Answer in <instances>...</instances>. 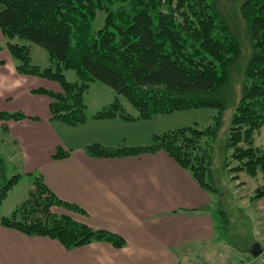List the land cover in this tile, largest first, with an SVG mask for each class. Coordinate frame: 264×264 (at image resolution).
Here are the masks:
<instances>
[{"label": "trees", "instance_id": "16d2710c", "mask_svg": "<svg viewBox=\"0 0 264 264\" xmlns=\"http://www.w3.org/2000/svg\"><path fill=\"white\" fill-rule=\"evenodd\" d=\"M239 11L251 55L241 83V98L228 122L227 102L220 96L230 84L242 50L218 0H0V32L19 74L59 83L61 92L39 88L33 93L49 96L51 119L68 126L88 122L83 95L94 83L125 97L138 114L134 118L116 100L94 114V120L119 117L149 121L182 111H216L213 124L206 128L165 131L143 146L107 148L92 144L85 148L87 155L95 158L165 152L203 190L214 194L219 192L212 180L214 143L225 125L226 148L236 163L230 170L250 177L262 174L264 182V148L256 145L264 128V0H244ZM100 14L104 15V25L96 31L93 24ZM15 39L20 42H13ZM28 43L45 49L52 65L44 69L34 65ZM64 70H74L78 82L68 81ZM26 118L23 113H0L1 141H6L7 122ZM70 155V150L58 147L53 159ZM26 175L33 187L10 215L0 217L2 226L27 236L56 240L67 250L95 242L125 246L118 234L93 229L57 213L59 208L84 211L59 199L42 175ZM21 178L20 173L8 177L7 162L0 154V205ZM232 179L239 181L240 177ZM263 197L264 184L250 201L255 203ZM219 215L228 225L223 209ZM227 225L223 229L229 230Z\"/></svg>", "mask_w": 264, "mask_h": 264}, {"label": "crops", "instance_id": "0c3cea01", "mask_svg": "<svg viewBox=\"0 0 264 264\" xmlns=\"http://www.w3.org/2000/svg\"><path fill=\"white\" fill-rule=\"evenodd\" d=\"M5 43L0 32V113H23L27 118L6 123V141L22 178L0 205V217L10 215L26 200L33 187L26 174L34 172L43 176L59 199L84 211L59 208L57 213L118 234L126 244L115 248L95 242L67 250L56 240L27 236L0 224V264H200L201 259L194 258L197 248L207 262L218 241L213 194L203 190L189 172L162 151L120 158H95L85 151L90 144L143 146L165 131L119 117L94 120V114L116 100L120 102L113 90L100 83L92 85L99 93L100 107L89 115L87 111L88 121H94L69 127L52 120L51 98L33 91L44 88L56 92L60 88L49 80L19 74ZM87 132L89 140H80ZM6 141L0 139V145ZM58 147L70 150V157L53 159ZM255 203L264 224V197ZM227 255L230 263L235 262L233 253ZM236 264L252 263L238 259Z\"/></svg>", "mask_w": 264, "mask_h": 264}, {"label": "rangeland", "instance_id": "374dc122", "mask_svg": "<svg viewBox=\"0 0 264 264\" xmlns=\"http://www.w3.org/2000/svg\"><path fill=\"white\" fill-rule=\"evenodd\" d=\"M243 1L244 0H218V5L222 12V15L225 21L231 27L233 33L239 41L242 50L241 56L233 68L230 84L225 90H223L220 96L223 100L227 102V108L225 112L226 122L230 120V116L234 113L235 108L241 98V83L244 78V73L251 55V48L247 35L246 24L242 19L239 11L240 4ZM103 25L104 15L100 14L93 24L94 30L97 31L101 29ZM13 42H20V40L15 39ZM28 44L31 47V56L34 65H37L42 69L52 65L49 59V54L45 49L32 43ZM63 73L65 74L66 79L68 81L78 82V77L74 70H64ZM51 82L56 84L60 88V91L62 90L59 83L54 81ZM118 96L124 108L128 110L127 113L132 112L137 114L136 109L125 97L120 95ZM98 97L99 93H97L95 87L93 86L92 89L90 88L87 92L84 93L83 99L84 102L87 104L88 115L94 113L95 111H97V108L100 107ZM215 114L216 111H213L211 109H197L176 112L174 114L165 115L159 117L158 119L149 121H125L121 118L119 119L129 123H148L149 126L153 127L154 129H160V131H171L185 127L206 128L213 124ZM130 115L134 118L138 116V114L135 116L132 114ZM90 121H88L84 125L88 124ZM227 128L228 125H225L222 128L216 142L214 143V164L212 167V180L219 191L212 195L214 205V207L212 208V213L215 217L216 225L218 226V237L221 239H219V241L215 240L217 246L215 245V243L213 244L215 246H213L211 243V246H213L212 248L214 249L211 248V257L206 260L207 262L203 261L202 255H199V253L201 252V248L196 249L197 254L194 255V258L198 260L201 259L200 264H228L229 260L227 259L231 258L227 254L233 253L232 256L235 258V262L230 263L229 261V264H236L238 259L240 261H250L252 264H264V254H262L260 258L254 259L251 258V255H249L248 253L249 249L252 247L254 242L259 243L262 249L264 250V224L260 219L261 217L259 214V210L257 209L256 203L250 201V198L255 195L256 189L264 184L263 177L262 174H259L257 177H250L246 174H234L230 170V168L234 167L236 163L232 162V159L230 157L231 151L226 148L228 138ZM260 135V139H258L256 145L264 148V128L260 131ZM93 136L95 137L96 134L94 133ZM1 138L2 133L0 132V139ZM76 138H78V135H76ZM89 138V132H87L85 136H80V140L84 141L89 140ZM4 139H6V137H4ZM12 153L13 149L10 143L7 142L5 143V145H0V154L7 162L8 177H11L18 173L14 164L15 158L12 156ZM226 162H231V164L226 166ZM235 175H238L240 177L239 181H233L232 178ZM242 182L243 184L240 185V183ZM222 209L226 212L227 217L229 219L228 225L226 224V222H224V219L219 215V210ZM218 215L219 221L217 219ZM226 225L228 226L229 230L223 229V227Z\"/></svg>", "mask_w": 264, "mask_h": 264}, {"label": "water", "instance_id": "95a60500", "mask_svg": "<svg viewBox=\"0 0 264 264\" xmlns=\"http://www.w3.org/2000/svg\"><path fill=\"white\" fill-rule=\"evenodd\" d=\"M249 254L254 258L257 259L263 254V249L259 243H255L252 249L249 251Z\"/></svg>", "mask_w": 264, "mask_h": 264}]
</instances>
